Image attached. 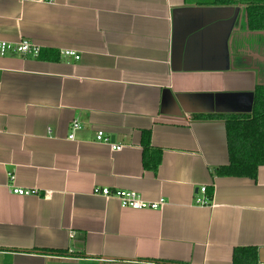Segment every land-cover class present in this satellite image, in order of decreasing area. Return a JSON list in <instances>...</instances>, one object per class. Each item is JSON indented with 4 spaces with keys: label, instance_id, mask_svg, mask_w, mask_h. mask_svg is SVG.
<instances>
[{
    "label": "crops",
    "instance_id": "0c3cea01",
    "mask_svg": "<svg viewBox=\"0 0 264 264\" xmlns=\"http://www.w3.org/2000/svg\"><path fill=\"white\" fill-rule=\"evenodd\" d=\"M243 23L244 5L219 0H0V41L39 48L0 57V264H231L236 248L264 264V166L214 177L224 122L194 118L252 108ZM96 187L162 206L122 209Z\"/></svg>",
    "mask_w": 264,
    "mask_h": 264
},
{
    "label": "trees",
    "instance_id": "16d2710c",
    "mask_svg": "<svg viewBox=\"0 0 264 264\" xmlns=\"http://www.w3.org/2000/svg\"><path fill=\"white\" fill-rule=\"evenodd\" d=\"M222 5H244L245 28L249 32H264V0H219ZM196 119L222 120L226 134L228 164L218 167L213 175L217 178L255 179L259 167L264 166V85H257L253 103L247 114L194 115ZM143 166L155 170L160 162V151L151 152L149 133L142 135ZM211 199L212 190H206ZM231 264H257L254 248H236Z\"/></svg>",
    "mask_w": 264,
    "mask_h": 264
},
{
    "label": "built area",
    "instance_id": "2783aa9c",
    "mask_svg": "<svg viewBox=\"0 0 264 264\" xmlns=\"http://www.w3.org/2000/svg\"><path fill=\"white\" fill-rule=\"evenodd\" d=\"M61 54L65 57H73L75 60L79 59L74 52L65 50L62 51ZM8 55H22L29 57H38L39 56V48L34 44L28 41H21L19 43H8L0 41V57H5ZM80 129V125L77 122H73L71 125V133L68 136V140H73V133ZM96 142L102 143L104 145L109 146V148L114 151H120L122 146L114 144L112 140L105 136L102 131H98L95 138ZM9 181H13V176H9ZM10 192L13 195L18 197H27L30 195H36L35 191L31 190H23L21 188L9 187ZM206 189L201 188L200 193L203 195L201 198L196 199V204L201 206H207L210 203L208 198L204 197ZM94 196L102 197L104 199H115L122 209H128L132 211H153L158 210L162 206V202H150L143 200L139 195L134 192L128 191H115L111 192L107 188H94L92 191Z\"/></svg>",
    "mask_w": 264,
    "mask_h": 264
},
{
    "label": "flooded vegetation",
    "instance_id": "af4514ba",
    "mask_svg": "<svg viewBox=\"0 0 264 264\" xmlns=\"http://www.w3.org/2000/svg\"><path fill=\"white\" fill-rule=\"evenodd\" d=\"M243 28L244 35H242V53H240L241 55H239L237 60L239 61V63H242V66L249 65L250 67L256 69V86L264 85V35H256L255 33L258 32H249L246 30L245 15ZM248 33H251L252 37L248 35Z\"/></svg>",
    "mask_w": 264,
    "mask_h": 264
},
{
    "label": "water",
    "instance_id": "95a60500",
    "mask_svg": "<svg viewBox=\"0 0 264 264\" xmlns=\"http://www.w3.org/2000/svg\"><path fill=\"white\" fill-rule=\"evenodd\" d=\"M256 35H260V36H263L264 35V32H258V33H255ZM252 109V108H251ZM251 109L249 111V113L251 112Z\"/></svg>",
    "mask_w": 264,
    "mask_h": 264
},
{
    "label": "rangeland",
    "instance_id": "374dc122",
    "mask_svg": "<svg viewBox=\"0 0 264 264\" xmlns=\"http://www.w3.org/2000/svg\"><path fill=\"white\" fill-rule=\"evenodd\" d=\"M244 24V23H243Z\"/></svg>",
    "mask_w": 264,
    "mask_h": 264
}]
</instances>
